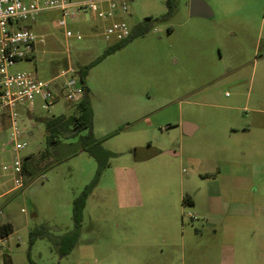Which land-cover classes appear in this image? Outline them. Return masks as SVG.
I'll return each mask as SVG.
<instances>
[{"label":"rangeland","instance_id":"rangeland-1","mask_svg":"<svg viewBox=\"0 0 264 264\" xmlns=\"http://www.w3.org/2000/svg\"><path fill=\"white\" fill-rule=\"evenodd\" d=\"M207 2L213 17L191 16L190 0H170L172 14L159 19L168 0H132L121 17L131 28L149 29L113 52L107 51L118 42L104 35L110 21L91 11L68 17L81 39L66 38L56 10L32 24L46 41L10 71L47 80L68 68V57L74 70H87L94 136L116 155L105 158L111 166L88 198L76 244L64 254L75 198L96 177L98 161L80 148L79 137L62 136L38 177L10 191L11 170L3 166L16 152L4 130L0 224L11 223L13 232L0 233V264H264V111L254 110L264 109V0ZM40 102L35 115H19L27 129L23 158L47 150L43 118L74 111L64 100L49 111ZM185 121L198 130L186 134ZM229 147L244 166L251 165L250 149L257 155L260 174L243 197L257 202V213L227 216L211 194L206 177L223 171L219 178L227 180Z\"/></svg>","mask_w":264,"mask_h":264},{"label":"built area","instance_id":"built-area-1","mask_svg":"<svg viewBox=\"0 0 264 264\" xmlns=\"http://www.w3.org/2000/svg\"><path fill=\"white\" fill-rule=\"evenodd\" d=\"M131 1L0 0V137L4 130H9V144L16 152L11 165L3 166L4 170H11L14 186L10 191L22 189L27 183L24 158L20 156L28 146V142L22 139L27 129L21 126L19 115H35L37 98L41 100V107L49 111L61 100L77 104L85 95L80 73L70 66V57L68 68L47 80L28 71H10L18 61L33 59L38 44L46 41L45 34L35 31L32 24L44 12L56 10L61 14L59 24L65 29L66 38L81 39L79 31L74 33L68 28V17L91 11L95 18L110 21L104 29L105 37L120 42L132 33V28L121 17L129 13ZM70 73L74 74L68 77ZM3 247L4 240L0 238V251Z\"/></svg>","mask_w":264,"mask_h":264},{"label":"trees","instance_id":"trees-1","mask_svg":"<svg viewBox=\"0 0 264 264\" xmlns=\"http://www.w3.org/2000/svg\"><path fill=\"white\" fill-rule=\"evenodd\" d=\"M172 7L170 4V0H168V12L167 14L161 16L159 19H168L172 14ZM150 18H147L145 23L150 21ZM149 29V26L144 23L138 24L137 26L132 28V33L129 38L118 42L116 47H110L107 52H113L115 49H119L124 46L128 41L137 37L138 35L145 34ZM80 76L82 82L85 86V95L84 98L77 104H73L74 111L71 114H61L58 116H53L52 118H43L42 121L46 123V127L49 133V146L47 150H44L40 153V155L35 156L33 153L27 155L24 158V169L26 173L27 183L30 180H34L38 177V175L43 171V169L47 166V161L49 159L51 153V147L57 146L61 143V137H79V146L84 149L92 156H94L98 161V170L97 175L93 179V181L88 184L85 189L75 198L73 215H74V229L69 234V238L66 241V245L64 246L63 253L67 254L76 244L77 238L80 234L81 222L83 219V212L86 208L88 198L98 183L101 174L105 171V169L111 166L109 159H105L106 157H113L116 153H112L110 151H106L101 149L99 146L97 139L94 136L93 132V107L92 101L89 95V89L85 83V77L88 73L87 70H80ZM83 131H87L86 134L82 135ZM77 151H74L72 154H75ZM49 162V161H48ZM184 202L189 201V198L184 197ZM13 232V225L11 223L0 224V233L3 237L9 236ZM62 242H64L62 240ZM8 260V259H7ZM8 263V261H7Z\"/></svg>","mask_w":264,"mask_h":264},{"label":"crops","instance_id":"crops-1","mask_svg":"<svg viewBox=\"0 0 264 264\" xmlns=\"http://www.w3.org/2000/svg\"><path fill=\"white\" fill-rule=\"evenodd\" d=\"M254 110L264 111V109H254ZM251 126H252V123L250 124V128ZM198 128L199 127L197 126L194 132H196ZM257 144L258 143H256V146L254 144L255 152H256V149L259 147L257 146ZM228 150H229V155H227L226 161L228 162L229 160L231 165L224 172L225 178H227V180H225V182H222L219 178V175H222L223 171H220V172L218 171L219 175L217 174V176H215L214 178L206 177V180L210 181L212 185L210 186L211 192H212L211 194L213 196L220 197L221 201L219 200L220 202L219 212H223L227 216L243 217L247 215V213L253 214V210L260 209L259 205H257V202L255 200L251 198H247L249 200L245 201L243 200V197H244V192L248 194V191H253L251 181L252 179L256 178L258 173L260 174V172H258L259 170H256L258 169L257 168L258 164L255 161H253L254 158H257V155H255L254 151L250 149L249 153H252V155L248 156V158H250L249 160L251 161V165L244 166L243 160L238 161L237 158H234L232 156V152H231L232 148L229 147ZM155 156H157V153H154L150 156L143 155V157H140V158H154ZM228 174H229V177H228ZM228 191H232V193H230L231 198L229 200L227 199ZM256 194L257 193H255V195ZM256 210L254 211V213L256 212ZM224 222L225 220L221 221L220 223L224 224ZM231 227H234V225L232 224Z\"/></svg>","mask_w":264,"mask_h":264},{"label":"water","instance_id":"water-1","mask_svg":"<svg viewBox=\"0 0 264 264\" xmlns=\"http://www.w3.org/2000/svg\"><path fill=\"white\" fill-rule=\"evenodd\" d=\"M190 15L193 17H213L214 12L207 0H190ZM197 125L185 121L183 129L186 134H193Z\"/></svg>","mask_w":264,"mask_h":264}]
</instances>
